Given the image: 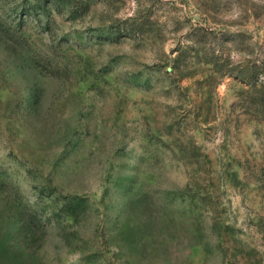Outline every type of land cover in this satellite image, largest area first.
<instances>
[{
	"label": "rangeland",
	"instance_id": "374dc122",
	"mask_svg": "<svg viewBox=\"0 0 264 264\" xmlns=\"http://www.w3.org/2000/svg\"><path fill=\"white\" fill-rule=\"evenodd\" d=\"M0 264H264V0H0Z\"/></svg>",
	"mask_w": 264,
	"mask_h": 264
}]
</instances>
